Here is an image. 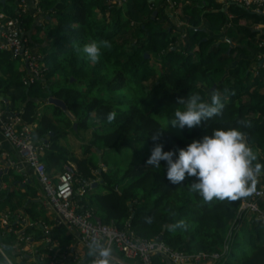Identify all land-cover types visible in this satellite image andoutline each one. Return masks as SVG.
Segmentation results:
<instances>
[{
  "label": "trees",
  "instance_id": "trees-1",
  "mask_svg": "<svg viewBox=\"0 0 264 264\" xmlns=\"http://www.w3.org/2000/svg\"><path fill=\"white\" fill-rule=\"evenodd\" d=\"M163 1L126 0L123 7L110 0H40L37 9L30 6L28 15L22 11V0H0V12L9 18L22 16L29 45L42 32L49 37L42 48L46 67L43 78L27 86L23 75L16 71L6 75L5 80L0 78V95L9 99V114L18 112L25 124L36 125L33 135L37 144L49 145L42 158L47 172L49 163L59 156L60 162H74L77 166L76 192L83 181L98 183L97 188H90L94 194L89 198L87 193L82 200L87 209L103 214L102 223L115 224L121 230L129 227L142 239L163 238L173 250L188 254L218 253L229 237L231 254L234 236L241 231L246 237L247 254L238 264H264V224L246 212L239 216L242 199L231 203L216 199L205 202L191 189L195 177L186 176L181 184H172L166 175L167 162L161 161L159 169L146 164L154 146L151 136L159 124L167 127L175 110L184 109V105L176 104L177 100L199 94L204 102H210L211 94L217 91L226 97L222 115L191 129L169 125L158 143L163 144L164 151H173L176 159L180 149L193 140L212 135L216 129L237 128L246 134L257 162L264 164V67L259 59V55L264 56V49L258 46L264 40V28L256 29L257 25H264V16L237 5L225 10L213 1L197 3L181 12V19L189 25L182 31L186 38L181 41V30L169 24L170 30L161 19L165 12ZM156 10L160 19L154 20ZM53 21L55 26L51 27ZM92 40L111 44L102 49L95 64L83 59L72 47L74 41L82 47ZM2 57L5 61L13 59L9 52L0 51V60ZM153 59H157L161 69L152 64ZM81 85L86 90L78 87ZM214 86L216 89L212 90ZM50 97L63 100L78 117L77 133L86 144L83 158L72 156L58 144L59 137L66 134L60 122L61 109L56 108L52 117L44 114L37 118L38 99L47 101ZM81 112L86 115L80 117ZM110 112L115 113L111 123L107 120ZM81 133L91 134L89 144ZM95 147L132 154L135 162L130 161L124 171L111 170L103 158L107 171L98 173L102 167L90 157ZM9 176L23 180L14 171ZM28 183L22 196L14 190L0 191V213L6 210L14 220L13 231L0 236V241L12 246L18 239L14 231H22L24 236L35 234L36 241L47 236L44 224L38 221L41 215L37 208L41 203L24 204L25 197L37 195L34 185ZM262 186L264 174L259 177L257 189ZM100 188L106 192H97ZM19 211L35 221L25 231L24 220L16 221ZM146 217L152 218L151 223ZM178 221H184L187 227L174 228ZM55 232V241L65 251L68 242L60 231ZM39 252L47 259L42 264H47L54 251L49 244H42ZM24 255L28 253L22 252L19 257L27 261ZM62 263L61 259L59 264ZM86 264H90V258ZM155 264H164L160 256L155 257Z\"/></svg>",
  "mask_w": 264,
  "mask_h": 264
},
{
  "label": "built area",
  "instance_id": "built-area-1",
  "mask_svg": "<svg viewBox=\"0 0 264 264\" xmlns=\"http://www.w3.org/2000/svg\"><path fill=\"white\" fill-rule=\"evenodd\" d=\"M215 4L221 5L225 10L231 5H237L249 10L255 14L264 16V0H212ZM39 0H36L37 7ZM120 3V2H119ZM118 3V4H119ZM186 4H190L189 1ZM177 3L174 1L170 5V9L176 12ZM23 13L26 14L27 5L24 4ZM37 9V8H36ZM22 16L9 18L4 14H0V51L9 52L13 59L20 60L25 64L27 76L24 78V83L31 86L37 80L43 78L45 64L44 57L38 51L32 50L29 45V39L25 37L24 29L22 28ZM264 25H257L256 29H263ZM259 48L264 49V40L258 44ZM259 59L264 61V56L259 55ZM261 61V62H262ZM264 67V64L261 66ZM21 127V128H20ZM0 128L3 139L12 145L18 152L19 156L30 167L37 177V180L44 190L46 195V206L54 211L59 224L67 231L77 234L80 246L84 249H89V245L93 239H100L101 242H109L113 251H118L124 257L135 262V264H155V257L160 256L162 263L170 262L172 264H218L230 251V240L227 238L221 251L218 253H198L188 254L173 250L162 240H147L135 236L129 227L121 230L115 224H104L99 220L93 210H89L80 206L77 198V193L74 189L75 176L77 174V166L75 163H67L64 166L62 173L53 178L46 170L45 163L42 161L45 150L49 145H40L34 140L32 125H27L22 117L7 115L0 109ZM5 155V154H4ZM3 156V155H2ZM4 157V156H3ZM5 158V157H4ZM95 181H83L82 187L78 190L79 196L83 197ZM251 212L257 221L264 224V186L256 189V192L248 198L242 199V204L239 209V216L243 213ZM3 219L0 222V236L3 238L6 233L13 231L10 225V212L2 214ZM241 217V216H240ZM240 219V218H239ZM25 226V225H24ZM18 239L16 245L31 241L30 237L24 238L23 232L14 231ZM1 242V241H0ZM47 242V244H49ZM21 245L22 252L24 250ZM53 251V249H50ZM53 252L49 256L47 264H59L62 259V264H70L67 262V255ZM64 257H62V256ZM30 261L35 260L31 255L26 257ZM21 259H24L21 256ZM39 262L44 261V258H39ZM38 262V263H39ZM36 263V264H38Z\"/></svg>",
  "mask_w": 264,
  "mask_h": 264
},
{
  "label": "clouds",
  "instance_id": "clouds-1",
  "mask_svg": "<svg viewBox=\"0 0 264 264\" xmlns=\"http://www.w3.org/2000/svg\"><path fill=\"white\" fill-rule=\"evenodd\" d=\"M72 47L83 59L95 64L99 62L102 49L110 48L111 44L106 40H92L81 47L74 41ZM225 100L226 97L218 91L211 94L210 102H204L199 94L179 98L176 104L184 105V109L175 110L167 127L159 124V129L151 136L154 146L146 161L148 166L157 169L161 167V161L167 162L166 175L172 184H181L186 176L195 177L196 182L191 184V189L205 202L216 199L231 203L251 197L256 192L259 177L264 174V164L257 162L258 157L248 144L246 134L237 128L213 130L212 135H205L185 149H180L176 159L175 153L164 151L163 144L158 141L169 125L191 129L199 126L202 121L222 115ZM114 119L115 113H108V122L111 123ZM151 220V217H146L148 223ZM173 227L185 228L187 225L184 221H178ZM13 255V246L0 242V264H13ZM88 257L90 264H113L110 241L101 242L94 238L89 245Z\"/></svg>",
  "mask_w": 264,
  "mask_h": 264
},
{
  "label": "crops",
  "instance_id": "crops-1",
  "mask_svg": "<svg viewBox=\"0 0 264 264\" xmlns=\"http://www.w3.org/2000/svg\"><path fill=\"white\" fill-rule=\"evenodd\" d=\"M3 3H5V1H2ZM32 0H22L20 6L24 9V4L27 5L26 7V14H28L31 10H30V6L35 7V2L34 1L33 5H31ZM34 9V8H32ZM0 14H4L5 16H7L4 12H0ZM31 14V13H30ZM29 15V14H28ZM8 17V16H7ZM41 21H39L40 23ZM3 22L0 21V24H2ZM49 37L45 34V33H41L40 35L36 36L35 38H33V45H30L32 50L38 51L39 53H41L43 55V49L46 46V43H44L45 40H47ZM0 40H1V33H0ZM6 58L2 57L0 60V78L2 79H7L8 77L6 75H11V73H15L16 71L21 73V75H23V77L25 78L27 76V69L25 68V66L23 67V63H18L15 60L16 59H11L10 61H5ZM20 61V60H19ZM23 78V80H24ZM0 98H3V100H0V109H2L3 111H5V113L7 115H11L9 114V108L6 104L9 103V99L6 98L3 94L0 95ZM50 99V98H49ZM49 99L47 101H42L40 99H38V115L37 118L40 119L44 114L49 115L50 117L53 116L54 110L56 109L55 106L50 105L49 104ZM6 100V101H5ZM22 108V105H21ZM54 110H53V109ZM68 109V108H67ZM63 114L66 115L65 112L62 111ZM14 117L19 116L18 112L14 113L13 115ZM76 117V122L78 124V117ZM67 118L69 119L70 117L67 116ZM71 124L68 125L67 121H64V126H62V130L66 131V134L61 135L59 137L58 140V144L61 145L64 149H66L72 156H75L77 158H83L84 156V140L80 137V135H78L77 133V129H74V124H75V120L71 119ZM33 128L35 129L36 125H32ZM71 128L73 130V132L71 131ZM76 132V133H75ZM53 133L50 134V137H52ZM87 136H91L90 133H87ZM46 143H49V138L45 141ZM49 148V147H48ZM98 148H92L91 149V153H90V157L93 161H98V163L100 164V166L102 167V171H107L106 166L102 163L103 162V150H102V161L100 162L99 160V152H98ZM5 154V155H4ZM0 155H3L5 158V163H11L12 165H14L18 171L14 170L17 176H21L23 178V180H21V185H17V186H13V182H14V177L13 176H9V175H5V180H2V189L7 190L8 188L13 189L18 195H25L26 191L28 190L26 188V183L27 181H32V184L37 186L39 185L41 187V185L39 184L36 175L34 174L33 170L28 167L25 162L22 160V158L19 156L17 150L10 145L8 142H6L3 137H2V132H1V128H0ZM61 159L59 156H56L52 162H50V171L48 172L50 174L51 177L53 178H57L63 171L64 166L69 163H63L60 162ZM74 163V162H73ZM4 168L3 166L0 165V170ZM94 173L96 174L97 172L94 171ZM99 173V170H98ZM8 177V179H7ZM38 184H37V182ZM23 185V187H22ZM93 186V185H92ZM97 188V187H94ZM80 189V188H79ZM78 189V190H79ZM101 191H99V193L104 194L106 192V190H104L103 188H100ZM99 189V190H100ZM77 190V198H78V202L80 204V206L86 208V205H84L82 197H80L78 194ZM92 189H90L87 193H90ZM119 190V189H118ZM97 191V190H96ZM37 194V193H36ZM20 196V197H21ZM24 204H28L32 201H43V206L42 207H38L37 211L40 212L41 209L45 210V208L47 209V211L45 212L44 215H41L39 223H43L44 224V231H45V236L42 240L36 241V243L33 244H28L27 246H29V250H27L28 255H25L26 257L31 255V257H35V260L30 261V258L27 259V261H25L24 259H21V257L19 258V246L14 244L13 248H14V255L16 254L18 257H15L14 255L12 256V261L13 259L16 261L18 260L20 262V264H36L38 263V259L39 258H46V256L44 254H40L39 252V248L41 247L42 244H47V242L50 241L49 246L50 249H55V252L61 251L59 252V254L62 253L63 249L60 248L59 244L57 245L56 243V239H54V235L57 233L55 231H60L59 234L61 235V237L63 239H65L68 244L66 246V248L68 249L67 252V257L69 259V263L71 261H73L75 264H86L87 260L89 259L88 257V250L84 249L82 246H80L79 241H78V236L75 233L69 232V231H65L63 230L60 224H59V220L56 216V214L54 213L53 210H51L50 208H48L46 206V203H44V198L42 197H38V195H36L35 197H25L24 198ZM46 201V200H45ZM93 210L95 216L101 220V216L103 215L102 213H98L95 209H91ZM20 215H18V218L23 219L25 223H23V225H25V227L27 228L28 226H31L33 224H35V221L32 220L29 215H24L22 211H19ZM28 217V218H27ZM23 231H25V229L23 228ZM54 233V234H53ZM6 236V235H5ZM31 238V240L35 239V234H32L30 236H28ZM56 240V241H55ZM34 241V240H33ZM2 242V241H1ZM57 245V246H56ZM65 248V249H66ZM22 249V247H21ZM20 249V250H21ZM44 261H47L44 260ZM38 264H42V262H39ZM46 264V262H45ZM113 264H135L134 261L127 259L126 257H124L122 254H120L118 251H113ZM164 264H172L170 262H166Z\"/></svg>",
  "mask_w": 264,
  "mask_h": 264
},
{
  "label": "rangeland",
  "instance_id": "rangeland-1",
  "mask_svg": "<svg viewBox=\"0 0 264 264\" xmlns=\"http://www.w3.org/2000/svg\"><path fill=\"white\" fill-rule=\"evenodd\" d=\"M40 1V0H39ZM163 1V0H161ZM168 1V0H167ZM166 0L163 1V4H162V7H164V10H165V15H167V17L169 16L172 20V23L177 27V28H180V40L183 41L185 38H186V34H183L182 31H184L186 28L188 29V26L187 25V22L186 21H183L181 19V12L184 8H187V7H190L192 5L193 6H197L198 4L197 3H204L207 1V3H210L212 0H178V1H175L177 3L176 7L174 10H176V12H173L171 9H170V5L172 2H174V0H169L167 2ZM189 1L190 2V5L186 4V2ZM110 2L112 4H117L119 3L121 6H126L127 2L126 0H110ZM199 13H201V11L197 12L194 14V18L197 17V15H199ZM172 15V16H170ZM98 18L101 19V14L99 13L98 14ZM134 25V23H133ZM51 27H54L55 26V23L54 21L51 23L50 25ZM1 41V40H0ZM16 62L20 63L21 61L19 60H15ZM22 63V62H21ZM152 64H154L158 69H161V64L158 63L157 59H153L152 60ZM23 67L25 66V64L23 63L22 65ZM74 81V79H71V83ZM74 85H76V83H74ZM81 90H86V87L85 85H81V86H78ZM53 109V108H52ZM54 110V109H53ZM85 111V110H84ZM60 113V122H61V125L64 126V121H67V124L70 125L71 124V120L70 118L68 119L67 118V115L65 114H62ZM85 112H81L80 114V117H83L85 116ZM99 121V120H98ZM21 128V127H20ZM71 131L73 132L72 128H71ZM74 133V132H73ZM102 134V133H101ZM83 134L81 133V136ZM82 137H85L86 139V143H90V141L92 140V136H87L85 134V136H82ZM196 140H199V139H196ZM196 140H193V141H196ZM192 141V142H193ZM191 142V143H192ZM86 144H84V147H85ZM104 154H103V157H104V163L105 165H107V167L111 170H116V169H119L121 171H124L125 168L129 165L130 161L132 162H135V158L136 156L130 154L129 156V153L128 154H124V153H120V152H117V151H112V150H109L108 152L105 151L104 149H102ZM126 152H129V151H126ZM138 156H141L140 154H138ZM133 159V160H132ZM106 167V168H107ZM37 182V181H36ZM38 184V182H37ZM34 191L37 193L38 197H42L44 198V203H45V200H46V195L44 193V190L42 187H40L39 185L35 186L34 185ZM101 191L100 190H97V192ZM95 190H91L89 194H87L89 196V198L94 194ZM35 201V200H34ZM40 203H43V201L39 200ZM42 207L43 204H40ZM91 210V209H89ZM47 211V209L45 208V210L41 209L40 212L37 211L40 215H44L45 212ZM7 213V211L5 210L4 212L0 213V222L1 220L3 219L2 217V214ZM247 216H252V213L251 212H247ZM28 218V217H27ZM16 221H19V218L16 219ZM14 222V220L12 219V216L10 217V225ZM24 229H26V227L24 225H22ZM239 231V230H238ZM1 232V230H0ZM24 236V234H23ZM28 236H25L24 238H27ZM245 235L240 231L239 233H236L235 236H234V239H233V242H232V245H231V254L229 255H226L225 256V259H223L222 261H219L218 264H238L239 261L246 256L247 254V247H246V244H245ZM34 240V239H33ZM29 240L27 242H25V244H33V243H36V240ZM21 244H24V243H21ZM58 245V243H56ZM27 245H23V248L24 250H29V246ZM56 245V246H57ZM20 249H21V246H19V254H20ZM67 248L65 249V251H63L61 254H65L67 255L68 252H67ZM54 253H56L55 255L57 256L59 254V252L61 251H58V252H55V249H53ZM18 254V255H19ZM25 256V255H24ZM62 256V255H61ZM63 257V256H62ZM20 258V257H19ZM64 258V257H63ZM67 262L69 261L68 258H66ZM31 262V261H29ZM13 264H20V262L18 260H14L13 259ZM31 264V263H29Z\"/></svg>",
  "mask_w": 264,
  "mask_h": 264
},
{
  "label": "water",
  "instance_id": "water-1",
  "mask_svg": "<svg viewBox=\"0 0 264 264\" xmlns=\"http://www.w3.org/2000/svg\"><path fill=\"white\" fill-rule=\"evenodd\" d=\"M151 1H153V0H151ZM158 14V11H155L154 12V16H156ZM207 39H205L204 41H206ZM230 43H231V41L230 40H228ZM175 49V48H174ZM199 50V48H197L196 49V51H198ZM146 58L147 59H149L150 58V56L147 54L146 55ZM264 64V61H262L261 63H260V66H262ZM216 89V86H214L213 87V89L212 90H215ZM0 100H3V98H0ZM6 101V100H5ZM49 104L50 105H53V106H55L56 108H59V109H61L63 112H65L66 113V115L68 116V117H70L71 119H73V120H75V124H74V129H77L78 128V124H77V122H76V117H75V115L71 112V111H69L68 109H67V105H66V103L63 101V100H60V99H57V98H54V97H50V99H49ZM53 135V134H52ZM98 152H99V154H100V156H99V160H100V162L102 161V150H98ZM0 165L1 166H3L4 168H2L1 170H0V191L2 190V177H3V175L5 174V175H9L10 174V172L11 171H18V169L14 166V165H12L11 163H5V159H4V157L2 156V155H0ZM14 171V172H15ZM102 172V169H100L99 170V173H101ZM29 185H33L32 184V181H29V183H28ZM13 186H17V185H21V182L18 180H15V178H14V182H13V184H12ZM98 186V183H94L93 184V188L94 187H97ZM22 187H23V185H22ZM7 190H10V191H13V189H11V188H8ZM163 238H161V240H162Z\"/></svg>",
  "mask_w": 264,
  "mask_h": 264
},
{
  "label": "flooded vegetation",
  "instance_id": "flooded-vegetation-1",
  "mask_svg": "<svg viewBox=\"0 0 264 264\" xmlns=\"http://www.w3.org/2000/svg\"><path fill=\"white\" fill-rule=\"evenodd\" d=\"M169 1V0H168ZM167 1V2H168ZM156 11H158V10H156ZM163 18H161L162 19V21L164 22L165 21V24H167L168 26H169V24H173L172 23V20H171V18L168 16L167 17V15H165V12L163 13ZM170 16H172V15H170ZM153 19L155 20V19H160V17H159V11H158V14L156 15V16H154V14H153ZM169 29L171 30V27L169 26ZM180 28H178V30H179Z\"/></svg>",
  "mask_w": 264,
  "mask_h": 264
}]
</instances>
